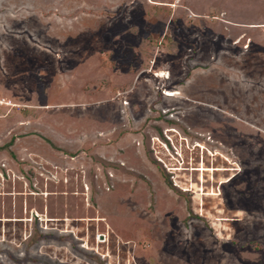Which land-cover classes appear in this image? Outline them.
Instances as JSON below:
<instances>
[{
  "label": "rangeland",
  "instance_id": "1",
  "mask_svg": "<svg viewBox=\"0 0 264 264\" xmlns=\"http://www.w3.org/2000/svg\"><path fill=\"white\" fill-rule=\"evenodd\" d=\"M152 1L0 0V264H264V0Z\"/></svg>",
  "mask_w": 264,
  "mask_h": 264
},
{
  "label": "bare ground",
  "instance_id": "2",
  "mask_svg": "<svg viewBox=\"0 0 264 264\" xmlns=\"http://www.w3.org/2000/svg\"><path fill=\"white\" fill-rule=\"evenodd\" d=\"M155 76H158V77H166V73H163V72H160V73H157V74H155ZM163 79V78H162ZM179 93H177V92H174V90L173 91H169V92H166L165 93V95H167L168 97H175L176 95H178ZM172 131H175V130H173V129H169L168 130V132H172ZM176 151V150H175ZM226 160V159H225ZM201 166V165H200ZM206 166V165H205ZM204 166V164H203V166H201V167H198L197 169H195V170H197L199 173H200V181H202V182H204L205 180L203 179V177H204V173L205 172H210V173H215V172H225V171H230L231 172V168H225V167H223V168H214V167H212V168H207V167H205ZM173 170V169H172ZM193 170V169H192ZM233 171V170H232ZM238 171V170H237ZM227 181H229V180H226V181H224V182H222V183H226ZM221 182V181H220ZM200 185V184H199ZM204 185V184H203ZM194 191V190H193ZM204 194V193H203ZM202 194V195H203ZM200 199V198H199ZM101 218V217H100ZM96 221H102L101 219H98V220H96ZM102 238L103 237H101V238H99V242L100 243H102V242H105V241H102ZM88 249L90 248V247H87ZM95 251H98V252H100L99 251V249L98 250H95Z\"/></svg>",
  "mask_w": 264,
  "mask_h": 264
},
{
  "label": "crops",
  "instance_id": "3",
  "mask_svg": "<svg viewBox=\"0 0 264 264\" xmlns=\"http://www.w3.org/2000/svg\"><path fill=\"white\" fill-rule=\"evenodd\" d=\"M150 2L152 1V0H149ZM180 0H176L175 2H179ZM154 4H158V3H156V2H154V1H152ZM175 5H173V7H174ZM263 12V13H262ZM260 14H262V15H264V8L262 9V11H260V13H258V15H260ZM243 28H245V29H249V28H256V26L255 25H247L246 27H242V29H241V32H242V37H241V39L238 41V42H241V40H243L245 37H247V32L248 31H246L245 29H243ZM250 37H247V40L249 39ZM247 40H246V42L244 43V46H243V48L245 49V45H249L248 43H247ZM238 42H236V44H238ZM251 42V41H250ZM250 47V46H249ZM248 47V48H249ZM247 49V48H246Z\"/></svg>",
  "mask_w": 264,
  "mask_h": 264
},
{
  "label": "built area",
  "instance_id": "4",
  "mask_svg": "<svg viewBox=\"0 0 264 264\" xmlns=\"http://www.w3.org/2000/svg\"><path fill=\"white\" fill-rule=\"evenodd\" d=\"M263 28H264V26H263ZM248 47H249V45H245V48H248ZM0 106H7L8 108L13 109V108H19L21 105L8 102L4 98H0Z\"/></svg>",
  "mask_w": 264,
  "mask_h": 264
},
{
  "label": "trees",
  "instance_id": "5",
  "mask_svg": "<svg viewBox=\"0 0 264 264\" xmlns=\"http://www.w3.org/2000/svg\"><path fill=\"white\" fill-rule=\"evenodd\" d=\"M11 143L13 144V140L11 141ZM11 146V145H10Z\"/></svg>",
  "mask_w": 264,
  "mask_h": 264
}]
</instances>
